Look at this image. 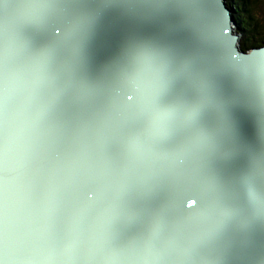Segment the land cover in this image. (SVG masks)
<instances>
[{
  "label": "water",
  "instance_id": "95a60500",
  "mask_svg": "<svg viewBox=\"0 0 264 264\" xmlns=\"http://www.w3.org/2000/svg\"><path fill=\"white\" fill-rule=\"evenodd\" d=\"M48 1L55 0H40V13L32 14L31 23L26 25L23 10L17 2L11 5L0 0V22L4 17L3 21L14 23L13 31L16 32L11 31V35L21 41L25 38V45L32 47L41 66L52 67L54 64L61 67L68 64L65 61L68 59L79 77L91 83L92 89L81 92L86 96L83 101L62 92L53 82L36 86L31 81L36 79V71L29 68V64L24 68L23 77L19 72L20 79L1 80L8 88L0 89V93H9L3 100L12 98L13 101L8 104L10 107L0 110V143L6 149L9 143L24 145L22 150L15 152L13 160L3 159L2 171L18 180L22 166L29 177V185L36 191L40 188L43 191L38 206L33 199L35 195L29 198V206L43 207L44 214L35 219L33 214L37 211H28V217L31 216L35 223L36 234L29 237L25 233L28 240L21 246L24 261L30 264H87L86 249L94 248L105 249L111 264H186L174 255L146 246L134 234L143 228L141 224L166 229L169 226L165 227V223H170L179 234L170 233L173 238L169 234L162 235V241L185 252L186 248L180 246L177 238L186 233L182 212L192 199L197 203L189 207L190 211H199L213 224L226 227V220L234 211L225 213V209L231 204V196L236 195L235 211L248 223L241 229L249 233L251 226L264 234V222L256 223L252 218L264 213V154L257 152V145L234 129L223 132L219 127L217 132L238 148L232 153L236 159L234 163L223 162L221 153L204 142L199 146L203 154L189 153L185 162L199 169L206 179L187 178L170 165V159L178 157L182 149L174 145L171 118L166 100L160 98V88L174 73L183 70L185 62L197 67L201 73L200 82L209 89L203 90H213L211 99L216 102L228 101L230 105L249 98L264 101V73L261 70L264 46L246 53L238 50V36L233 34L228 23L232 17L223 1L150 0L158 6L151 11L138 6L137 0H127L138 6L133 10L136 27L143 28L140 21L149 16L167 14L171 19L170 26L172 21L176 22V32L182 37L172 42V36L168 35V41L157 38L156 44L152 42V50L146 54L152 71L148 68L140 71L139 65L131 59L126 63L124 58H117L111 63L113 74L105 72L109 62L107 52L90 46L71 34L69 27L50 18L46 8ZM61 1L78 22L88 24L101 38L122 27H104L92 13L85 9L88 15L84 13L80 5ZM105 5L106 0H101L100 6ZM186 7L189 8L187 11ZM15 8L20 10L23 22L14 11L15 17H12L11 10ZM36 19L38 27L35 31L24 30V25L32 30ZM174 47L186 51L182 61ZM191 50L207 62L208 73H203L204 66ZM35 64L39 61L35 60ZM236 71L238 76H235ZM37 74L40 80L55 79L50 73L38 71ZM243 86H248L251 92H244ZM129 95L133 96L132 101L127 99ZM13 105L15 108H11ZM246 111L256 116L264 127L263 106L252 103ZM178 119L182 120L181 115ZM258 142L259 148L263 143ZM180 144L187 149L184 142L180 141ZM222 163H225V172L220 173ZM210 177L225 182V189L209 188ZM244 190L257 191L262 200L255 201L256 198ZM227 196L230 198L226 202L222 197ZM170 198L183 209L175 211ZM80 206L84 207V214L76 212ZM26 228L20 223L15 224L13 235L11 229H5L6 239L20 236ZM57 233L67 234L74 247L54 235ZM189 233L192 237L198 236L196 232ZM39 236L43 238L40 240L43 248L38 247ZM207 243L229 262L238 264L237 257L222 251L213 242L207 240Z\"/></svg>",
  "mask_w": 264,
  "mask_h": 264
},
{
  "label": "bare ground",
  "instance_id": "6f19581e",
  "mask_svg": "<svg viewBox=\"0 0 264 264\" xmlns=\"http://www.w3.org/2000/svg\"><path fill=\"white\" fill-rule=\"evenodd\" d=\"M4 1L10 2L11 5L12 2H17L18 6L23 10V17L26 25L31 23V18L35 12L38 15L41 11L40 0ZM137 1L140 2L138 6L141 5L151 11H155L156 8H158V6L156 7L150 0ZM69 2L74 5H80L84 13H86L85 10L92 13L91 15L97 18L99 23L104 27H110V25L122 26L119 30L114 29L109 35L110 37L101 38L88 24L78 22L77 18L66 10L61 0L48 1L46 5L50 18L69 27L71 29L69 31L71 34L74 33L78 38L89 43L90 46L100 51L107 52V58L110 63L107 62L105 65V72L108 71L111 74L114 73L111 69V63L117 58H124V62L126 63H129V59H131L139 65L140 71H145L147 68L149 71H152L146 60L147 52L150 49L152 50V42L156 44L158 39L168 41V35L172 36V42L182 37L180 32H176V22L172 21L170 26L171 19L167 14L159 13L152 18L149 16L142 21L139 20L144 24V27H136L134 25L136 23V18L133 15V10H135L134 8L137 6L135 2L127 3V0H106L105 6H100L101 0H69ZM188 9L189 8L186 7L185 11ZM11 11L12 17H15V12L17 17L22 21L19 9L15 8ZM202 17L206 20L204 15H202ZM3 18L4 17L1 18L0 22V89L6 90L8 88V84L1 83V80L11 77L20 79L19 72L23 77L24 68L27 66L26 64H29L28 67L36 71V79L31 80L35 82L36 86H42L49 82H53L62 92L73 98H81L83 101H86L84 93L92 89L91 83H86L79 77L78 71L69 64L70 61L65 59L68 64L61 67L55 66L54 64H52V67H48L44 64L47 68L41 66V60L34 56L36 53L31 49L32 47L25 45V38L21 41L16 36L11 35L12 32H16L13 31L15 29L14 23L12 21H3ZM231 21L229 18L230 23H232ZM26 25H24V30L35 31L38 27L37 19L32 30ZM197 25H199V20L197 21ZM198 32L199 31L196 33ZM255 48L256 47H251L246 50L250 52ZM173 49H175L177 57L182 61V56L184 54L186 55V51L178 50L177 47ZM188 51H190L189 48ZM202 52L203 50H201V53ZM191 53L197 56V59H200L199 62L204 66L203 73H208L207 62L201 59L199 54L195 53L194 50H191ZM149 59L154 61L152 55H149ZM35 60L39 61L38 65L35 64ZM209 67L214 68L213 66ZM29 68H27L28 71L31 70ZM261 70L264 73V65ZM38 71L50 73L51 77L55 79L52 81L45 79L40 80L37 74ZM129 71L135 73L134 70ZM172 76L174 78L172 77V79L169 77L166 83L160 88V98L163 97L166 100L168 107L167 112L171 118L169 123L172 124L174 145L182 149L178 157L174 156L170 159L171 168L180 170L187 178L195 177L193 179L198 181L206 179V176L199 169L192 167L190 162H185L189 153L194 155L203 154L199 146L201 144L203 146L204 142H206L209 147L221 153L222 159L224 160L223 162L226 164L234 163L236 159L232 153L238 148L235 143H232L229 139L221 136L217 132V128L219 127L223 129V132L227 131V129L231 131H233V129L236 130L241 137L257 145L256 148L258 153L264 154V127L260 125L259 119L256 116L246 111V108L252 105V103H259L264 107V101H254L249 98L245 101H236L233 104L230 103V105L228 101L225 103L214 101L215 99H211L214 91H207L209 89L205 88L200 82L199 78L201 73L198 72L197 67L188 62L184 63L183 70L179 74L174 73ZM235 76H238V71L235 72ZM242 90L248 94L251 92L248 86H243ZM82 91H84V93L81 95ZM6 97H9V93H0V110L3 107L7 108L9 106L8 104L13 101L12 98L3 100V98ZM11 108H15V106L13 105ZM179 115H181L182 120L178 119ZM225 135L227 136V133H225ZM179 140L186 144L187 149L181 146ZM258 141L263 143V145H259V148ZM177 149L176 147V150ZM15 155V152L5 151L3 152V159L13 160ZM214 161L219 162L217 160ZM225 163H222L223 167L219 165L220 173L225 172ZM251 165H255V163ZM44 171L46 172V168ZM18 175L19 177L17 180L10 177L8 173L2 171L5 189L4 229H11V235H13V227L15 224L19 225L20 223L28 228H26L20 236H11L9 240L6 239L7 248L3 256L0 257L5 261V264H19V262L24 261L21 246L28 240L25 237V233L29 237L36 234V229L34 228L35 223L31 216L28 217V211L30 209L37 211L33 214L35 219H37V217L40 219L44 214L43 207H37L40 204L39 199L43 194L42 189L40 188V190L38 189L36 191L29 185V177L22 166L19 168ZM209 183L211 184L209 188L212 190H223L227 185L225 182L212 179L211 177ZM244 192L256 198L255 201L262 200V197L257 191L244 190ZM33 195H35L33 199L37 206L30 207L29 202L31 199L29 198ZM222 198H225L227 202L230 197L227 196ZM236 200V195L231 196V204L229 208L225 209V213L229 210L234 211L226 220L225 226L227 228L222 225L213 224L210 218H205L199 211L192 212L188 206L185 207V211L182 212L184 213L182 216V224L186 227V233H181L177 238L181 242L180 246L186 248L185 252L177 250L176 246L173 244L169 245L166 241H162V235L169 234L170 237L173 238L174 236L170 233L179 234L178 229L170 223H165V227L169 226L166 229L154 225L144 227V225L141 224L143 228L135 232L134 236L142 240L146 246L174 255L178 259L184 260L186 264H236L229 262L219 252L212 249L208 245L207 240L217 244L222 251L229 255L237 257L238 264H264V234L251 226L249 227V233L241 229L242 226L248 223H245V218L235 211L238 202H236ZM170 204L177 212L178 209H183L180 208L177 201L172 198H170ZM76 212L78 214H84V207H78ZM25 217L28 218L23 219ZM252 218L255 219L256 223L264 222V213H258L252 216ZM189 231L196 232L198 236L192 237ZM54 235L64 239L69 247L70 245L74 247L67 234L57 233ZM42 239L43 238L39 236L38 247L41 246L40 240ZM41 247L43 248L44 246ZM16 251L19 253H16ZM86 253L88 256L87 264H111L105 249L96 250L90 248L86 249ZM8 254L9 256H7Z\"/></svg>",
  "mask_w": 264,
  "mask_h": 264
},
{
  "label": "rangeland",
  "instance_id": "374dc122",
  "mask_svg": "<svg viewBox=\"0 0 264 264\" xmlns=\"http://www.w3.org/2000/svg\"><path fill=\"white\" fill-rule=\"evenodd\" d=\"M223 3L234 22L231 29L238 36L239 51L248 52L246 49L264 45V0H224ZM23 148V144L9 143L3 151L17 152Z\"/></svg>",
  "mask_w": 264,
  "mask_h": 264
},
{
  "label": "snow or ice",
  "instance_id": "6c2138e0",
  "mask_svg": "<svg viewBox=\"0 0 264 264\" xmlns=\"http://www.w3.org/2000/svg\"><path fill=\"white\" fill-rule=\"evenodd\" d=\"M225 32L228 31L227 28L224 29ZM129 101H132L134 98L133 96L129 95L127 97ZM2 168H3V146L2 143H0V257L3 256L4 252L7 248V240H6V234L4 229V182L2 177ZM197 203V200L192 199L188 203V207H192ZM0 264H5V261L0 258ZM19 264H30V262L27 261H21Z\"/></svg>",
  "mask_w": 264,
  "mask_h": 264
},
{
  "label": "trees",
  "instance_id": "16d2710c",
  "mask_svg": "<svg viewBox=\"0 0 264 264\" xmlns=\"http://www.w3.org/2000/svg\"><path fill=\"white\" fill-rule=\"evenodd\" d=\"M243 31H245V29L243 28ZM264 45H262V46H260V47H258V48H261V47H263Z\"/></svg>",
  "mask_w": 264,
  "mask_h": 264
},
{
  "label": "flooded vegetation",
  "instance_id": "af4514ba",
  "mask_svg": "<svg viewBox=\"0 0 264 264\" xmlns=\"http://www.w3.org/2000/svg\"><path fill=\"white\" fill-rule=\"evenodd\" d=\"M228 23L231 25V23L228 21Z\"/></svg>",
  "mask_w": 264,
  "mask_h": 264
}]
</instances>
